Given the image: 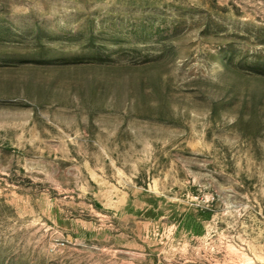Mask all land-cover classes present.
<instances>
[{"label": "rangeland", "instance_id": "rangeland-1", "mask_svg": "<svg viewBox=\"0 0 264 264\" xmlns=\"http://www.w3.org/2000/svg\"><path fill=\"white\" fill-rule=\"evenodd\" d=\"M0 264H264V0H0Z\"/></svg>", "mask_w": 264, "mask_h": 264}]
</instances>
